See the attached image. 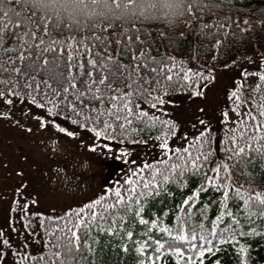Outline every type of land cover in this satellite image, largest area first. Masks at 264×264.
I'll return each instance as SVG.
<instances>
[{"label": "snow or ice", "instance_id": "obj_1", "mask_svg": "<svg viewBox=\"0 0 264 264\" xmlns=\"http://www.w3.org/2000/svg\"><path fill=\"white\" fill-rule=\"evenodd\" d=\"M239 4L0 0V125L29 139L47 131L40 145L53 159L66 152L62 145H78L131 165L111 186L105 182L59 212L36 210L41 194L34 197L24 169H14L21 179L0 227V264H108L106 240L115 242L118 264L120 257L222 264L224 245L235 264H256L247 238L264 240V51L242 57L248 66L226 89L216 117L198 105L181 130L171 115L177 94L192 103L206 97L216 79L208 60L264 26V10ZM190 37L208 60L186 55ZM138 145L152 158L133 157ZM23 151L21 162L28 159ZM57 163L51 179L62 178L63 194L77 197L82 188L69 171L87 161ZM7 166L0 159V168ZM225 221L231 223L221 230Z\"/></svg>", "mask_w": 264, "mask_h": 264}, {"label": "rangeland", "instance_id": "obj_2", "mask_svg": "<svg viewBox=\"0 0 264 264\" xmlns=\"http://www.w3.org/2000/svg\"><path fill=\"white\" fill-rule=\"evenodd\" d=\"M238 61V64H229L228 68L214 67L216 79L205 89L206 97L201 98L196 103L187 101L186 95L175 96L179 103L172 108L171 115L181 125V130L187 122L192 120L198 105L205 107L209 119L218 115L217 106H224L226 89L231 86L241 67L248 66L246 60L239 59ZM29 107L32 106L29 105ZM32 110L38 111L34 107ZM29 123L34 124L35 122L29 121ZM48 135L47 131L42 130L35 134V138L29 139L15 128L0 125V159L7 158L8 161L7 168H0V227L5 225L8 218L7 210L11 199V190L18 186L21 179L14 171L18 167L24 169V179L29 181V191H33V196L35 197L37 192L41 194V203L33 207L38 211L46 212L52 211L53 208L59 212L66 205L72 204L73 199H86L93 192H98L105 182L111 186L117 176L123 177L122 169L127 171L131 167L126 163L127 158H117L106 151L89 152L86 148H81L78 145L76 147L62 145L67 149L66 152L63 156L53 159L43 152L42 145H40V138H46ZM88 135L86 132L82 133L86 142ZM21 148L24 150L22 154L28 157L23 162L17 159V152ZM137 154H139L140 159H151L154 155L147 145L136 146L133 157ZM57 160L61 163L72 161L77 164H83L87 161L86 168L77 167L69 171L70 176L75 172V178L82 188V192L77 197L70 199L63 194L61 191L63 187L62 178L51 179L53 172L49 169H55L58 166ZM4 264H9V258H5ZM232 264H235L234 260Z\"/></svg>", "mask_w": 264, "mask_h": 264}, {"label": "trees", "instance_id": "obj_3", "mask_svg": "<svg viewBox=\"0 0 264 264\" xmlns=\"http://www.w3.org/2000/svg\"><path fill=\"white\" fill-rule=\"evenodd\" d=\"M239 6L245 11L250 10L253 13H257L260 10H264V0H240ZM189 39L193 40V44L186 55H195L201 60V62L208 60V54L204 48L199 46V41L195 40L193 37H190ZM261 51H264V26H257L254 31L248 33L243 39H238L234 43L230 40L229 44L217 54V59L215 61L208 60V63L210 66L214 65V67L220 68L223 67L224 64H231L233 59L239 60L244 56H253L254 53H259ZM178 95L182 96L184 94H177L176 96ZM170 143H172V141H170ZM207 198L211 199L212 194L209 193ZM164 202L167 204L172 203L171 200H166ZM155 206L158 208L161 206V203L157 202ZM214 215L215 208H212L209 210V216ZM230 223V221H225V223L221 224L219 227L223 230V228L229 226ZM247 239L252 243L256 264H264V240H261L259 237H248ZM104 243L108 245V264H118L115 252V242L106 240ZM218 255L221 258L222 264H232L233 260L235 262L232 249L228 245L222 246V251L218 253ZM101 258L103 259L104 257ZM120 264H134V261L131 257H128L127 259L120 257ZM169 264H173V262L169 261Z\"/></svg>", "mask_w": 264, "mask_h": 264}]
</instances>
